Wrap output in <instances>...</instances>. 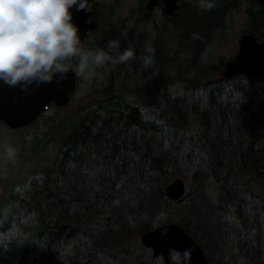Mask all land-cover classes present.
Wrapping results in <instances>:
<instances>
[{"label": "trees", "instance_id": "trees-1", "mask_svg": "<svg viewBox=\"0 0 264 264\" xmlns=\"http://www.w3.org/2000/svg\"><path fill=\"white\" fill-rule=\"evenodd\" d=\"M145 1L125 15L123 0L87 5L108 21L82 48L136 55L77 74L67 106L21 129L22 167L2 183L0 264H159L141 242L157 221L179 224L209 264H264V77L225 78L233 55L211 52L238 48L237 21L264 39V3L179 0L166 16ZM178 177L185 195L172 199Z\"/></svg>", "mask_w": 264, "mask_h": 264}, {"label": "clouds", "instance_id": "clouds-1", "mask_svg": "<svg viewBox=\"0 0 264 264\" xmlns=\"http://www.w3.org/2000/svg\"><path fill=\"white\" fill-rule=\"evenodd\" d=\"M87 10V0H0V82L9 86L50 82L57 73L63 78L71 69L82 77L94 74L106 62L124 63L136 53L124 48L115 57L104 48L84 50L78 25L72 19L70 8ZM200 6L211 10L214 0H200ZM117 39L109 40L107 49H119ZM143 65L152 62L151 46L144 48ZM76 58L75 66L69 61ZM4 155L12 160L15 149L6 146ZM162 238L169 228L157 221ZM191 246L183 249L169 247L167 264H191ZM159 264H166L164 253L156 255Z\"/></svg>", "mask_w": 264, "mask_h": 264}, {"label": "water", "instance_id": "water-1", "mask_svg": "<svg viewBox=\"0 0 264 264\" xmlns=\"http://www.w3.org/2000/svg\"><path fill=\"white\" fill-rule=\"evenodd\" d=\"M93 0H87V4ZM264 3V0H259ZM161 4L166 16H173L178 11L179 0H146V11H154ZM72 19L78 25L82 44L96 30L97 24L92 20L93 10L70 8ZM224 76L231 77L242 74L253 77H264V39L253 33H244L239 39V49L233 59L225 64ZM59 73L50 82L28 85L25 91L18 84L9 86L0 82V119L12 128L24 127L35 121L45 111L47 104L53 101L58 106H67L77 88L78 77L71 69L63 78ZM186 191L182 178H175L167 187L166 194L172 199L181 198ZM2 180L0 177V198ZM169 232L162 238L160 229L154 228L142 236L144 246L150 248L154 256L164 253L167 264V249L175 247L183 249L191 246V264H209L202 247L177 223H165Z\"/></svg>", "mask_w": 264, "mask_h": 264}, {"label": "rangeland", "instance_id": "rangeland-1", "mask_svg": "<svg viewBox=\"0 0 264 264\" xmlns=\"http://www.w3.org/2000/svg\"><path fill=\"white\" fill-rule=\"evenodd\" d=\"M137 4V0H123V2L121 3V5L117 8V12L121 15H125L127 14L129 8L135 6ZM94 10V8H92ZM155 11L161 12L162 10L160 8L157 7V9ZM237 16L239 18H242V14L241 12L239 14H237ZM103 16H100L99 14H97L94 10V15L92 17V20H94L96 22L97 25H102L105 26L107 25V21L105 20V18L101 21V18ZM241 25H239L238 21L236 22L234 28L229 32L228 35H232V37L234 36V38L232 40L237 39L238 44H239V39L241 38V35L243 34L242 30L240 29ZM144 33V38L138 42L137 46L139 48H143L145 47V45H147V43L150 41V39L152 38L151 36V30L150 28H146L145 31H143ZM231 37V38H232ZM238 51V48L235 49V46H226V45H218V46H214L212 48V56L215 58H219V57H226V59H228L229 56L231 55H235V53ZM22 135V131L19 132L18 134L12 130H10L7 127H0V156H1V160L2 162H0V177L2 180V183L6 180L9 179H14L16 176L15 173L17 170L21 169L23 161L22 158L20 156V153L22 151V145H20L19 139ZM6 146H11L15 149V156L12 160L7 159V157L4 155V149ZM32 162L36 163L37 159H34ZM27 164V163H26ZM35 164L32 165H28L29 167H33ZM9 181V180H8Z\"/></svg>", "mask_w": 264, "mask_h": 264}, {"label": "flooded vegetation", "instance_id": "flooded-vegetation-1", "mask_svg": "<svg viewBox=\"0 0 264 264\" xmlns=\"http://www.w3.org/2000/svg\"><path fill=\"white\" fill-rule=\"evenodd\" d=\"M146 2V1H145ZM144 2V3H145ZM143 8H144V4H143ZM158 8H160L161 9V5L158 7ZM88 9H92V8H89L88 7ZM157 9V8H156ZM155 9V10H156ZM94 15V14H93ZM93 17V16H92ZM71 96H72V94H71ZM54 107V108H56V107H60V106H58V105H56L53 101H50L48 104H47V108H46V110L45 111H47L50 107ZM45 111H43V112H45ZM43 112H41L39 115H38V117L36 118V120L35 121H33V122H31L30 124H32V123H34V122H36L38 119H39V117L41 116V114L43 113ZM30 124H28V125H30ZM27 125V126H28ZM0 127H7V128H9L10 130H12V131H14V132H16L17 134L19 133V132H23V130H21V129H23L24 127H19V128H12V127H10L5 121H3L2 119H0ZM0 162H2V160H1V156H0Z\"/></svg>", "mask_w": 264, "mask_h": 264}, {"label": "bare ground", "instance_id": "bare-ground-1", "mask_svg": "<svg viewBox=\"0 0 264 264\" xmlns=\"http://www.w3.org/2000/svg\"><path fill=\"white\" fill-rule=\"evenodd\" d=\"M238 49H239V44H238ZM233 57H234V56H233ZM232 59H233V58H232ZM232 59L227 60V61L224 63V66H223V69H222L221 74H222V76L225 77V78H228V77L224 76V74H223V72H224V68H225V64H226L228 61H231ZM238 75H242V74H238ZM234 76H235V75H234ZM245 76H247V75H245ZM231 77H232V76H231ZM252 77H253V76H252ZM229 78H230V77H229ZM0 155H1V154H0ZM184 195H185V193H184ZM184 195H183V196H184ZM183 196H182V197H183ZM182 197H181V198H182ZM181 198H177V199H181ZM171 224H173V223H171ZM155 227H156V226H155ZM155 227H154V228H155ZM154 228H152V229H154ZM150 230H151V229H150ZM148 231H149V230H148ZM146 232H147V231H146ZM144 233H145V232H144ZM144 233H143V234H144ZM142 236H143V235H142ZM190 236H191V235H190ZM191 237H192V236H191ZM192 238H193V237H192ZM193 239H194V238H193ZM194 240H195V239H194ZM195 241H196V240H195ZM141 242H142V238H141ZM196 242H197V241H196ZM197 243H198V242H197ZM142 244H143V243H142ZM151 251H152V250H151ZM203 251H204V250H203ZM204 253H205V252H204ZM152 255L154 256L153 251H152ZM154 257H157V256H154Z\"/></svg>", "mask_w": 264, "mask_h": 264}]
</instances>
